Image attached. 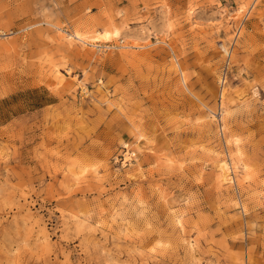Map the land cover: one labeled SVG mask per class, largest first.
<instances>
[{"label": "rangeland", "instance_id": "rangeland-1", "mask_svg": "<svg viewBox=\"0 0 264 264\" xmlns=\"http://www.w3.org/2000/svg\"><path fill=\"white\" fill-rule=\"evenodd\" d=\"M0 25V264H264V0Z\"/></svg>", "mask_w": 264, "mask_h": 264}, {"label": "built area", "instance_id": "built-area-1", "mask_svg": "<svg viewBox=\"0 0 264 264\" xmlns=\"http://www.w3.org/2000/svg\"><path fill=\"white\" fill-rule=\"evenodd\" d=\"M13 33L14 31L11 28H4L0 25V38L8 37Z\"/></svg>", "mask_w": 264, "mask_h": 264}, {"label": "bare ground", "instance_id": "bare-ground-1", "mask_svg": "<svg viewBox=\"0 0 264 264\" xmlns=\"http://www.w3.org/2000/svg\"><path fill=\"white\" fill-rule=\"evenodd\" d=\"M139 136L141 137L142 136V133L141 134H139ZM135 153V152H134ZM130 156V155H129ZM126 158H128L127 156H126ZM129 160V159H128Z\"/></svg>", "mask_w": 264, "mask_h": 264}]
</instances>
